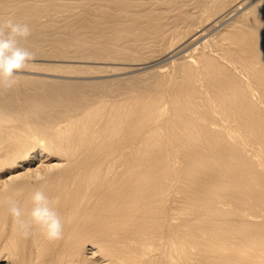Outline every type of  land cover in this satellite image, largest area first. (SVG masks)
<instances>
[{
    "label": "bare ground",
    "instance_id": "6f19581e",
    "mask_svg": "<svg viewBox=\"0 0 264 264\" xmlns=\"http://www.w3.org/2000/svg\"><path fill=\"white\" fill-rule=\"evenodd\" d=\"M7 18L37 59L0 92V200L42 189L64 234L24 239L0 203V264H264V0H0Z\"/></svg>",
    "mask_w": 264,
    "mask_h": 264
},
{
    "label": "clouds",
    "instance_id": "9594fccd",
    "mask_svg": "<svg viewBox=\"0 0 264 264\" xmlns=\"http://www.w3.org/2000/svg\"><path fill=\"white\" fill-rule=\"evenodd\" d=\"M32 34L31 26L15 18L0 20V92L16 89L22 82V75L29 65L37 59L36 53L22 42H26ZM44 180V176L36 175L34 183ZM21 193L14 192L0 200L7 207L18 234L28 239L36 229L49 242L63 238L64 223L51 199L42 189L31 194V207L25 209L19 200Z\"/></svg>",
    "mask_w": 264,
    "mask_h": 264
},
{
    "label": "rangeland",
    "instance_id": "374dc122",
    "mask_svg": "<svg viewBox=\"0 0 264 264\" xmlns=\"http://www.w3.org/2000/svg\"><path fill=\"white\" fill-rule=\"evenodd\" d=\"M75 64H79V62H78V63L76 62ZM85 64H88V63H85ZM92 64L94 65V63H89V65H92ZM95 64H96V63H95ZM153 67H155V66H153ZM133 73H134V72H133ZM123 75H124V74H122V76H123ZM119 76H121V75H119ZM80 78L82 79V77H80ZM105 78H106V77H105ZM111 78H112V77H111ZM83 79H86V78H83Z\"/></svg>",
    "mask_w": 264,
    "mask_h": 264
}]
</instances>
